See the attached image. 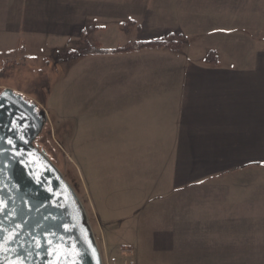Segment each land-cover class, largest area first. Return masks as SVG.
Segmentation results:
<instances>
[{
  "label": "crops",
  "instance_id": "0c3cea01",
  "mask_svg": "<svg viewBox=\"0 0 264 264\" xmlns=\"http://www.w3.org/2000/svg\"><path fill=\"white\" fill-rule=\"evenodd\" d=\"M201 9L196 0H5V38L58 50L73 40L107 49L181 40L179 50L72 60L82 78L76 132L107 144L99 185L129 205L148 200L143 215L153 193L163 197L160 220H129L135 260L264 264V0H226L208 25Z\"/></svg>",
  "mask_w": 264,
  "mask_h": 264
},
{
  "label": "rangeland",
  "instance_id": "374dc122",
  "mask_svg": "<svg viewBox=\"0 0 264 264\" xmlns=\"http://www.w3.org/2000/svg\"><path fill=\"white\" fill-rule=\"evenodd\" d=\"M196 3L202 7V23L208 25L210 8L224 12L226 0H196ZM7 39L5 0H0V91L11 88L46 110L47 119L34 144L45 152L74 189L91 226L102 264L134 261L149 264L146 256H141L139 262L135 260L137 256L132 253L135 241L127 237L131 229L129 220L138 213L143 215L148 200L143 198L137 205H129L117 190H106L105 186L99 185L98 177L105 176L97 175L103 162L98 159V154L100 151L104 154L107 144L99 143L97 138H80V133L76 132L81 123V63L72 65L69 54L84 45L73 40L58 50L45 45L14 46L15 40L11 44ZM112 141L113 138L110 140L111 152ZM105 161L112 166V159ZM153 194L149 200L153 203L148 204L146 214L160 220L166 206L161 194ZM115 199L121 206L116 205ZM156 226L149 230H155Z\"/></svg>",
  "mask_w": 264,
  "mask_h": 264
},
{
  "label": "water",
  "instance_id": "95a60500",
  "mask_svg": "<svg viewBox=\"0 0 264 264\" xmlns=\"http://www.w3.org/2000/svg\"><path fill=\"white\" fill-rule=\"evenodd\" d=\"M46 110L0 91V264H102L74 189L34 143Z\"/></svg>",
  "mask_w": 264,
  "mask_h": 264
},
{
  "label": "trees",
  "instance_id": "16d2710c",
  "mask_svg": "<svg viewBox=\"0 0 264 264\" xmlns=\"http://www.w3.org/2000/svg\"><path fill=\"white\" fill-rule=\"evenodd\" d=\"M84 47L77 51L70 52V57L77 60L84 55L90 54H115V53H130L141 51L145 49H161L179 50L182 47V41L176 39H162V40H135L128 41L125 44L116 46L115 48H103L98 42L90 44L86 40H82ZM36 142V141H35Z\"/></svg>",
  "mask_w": 264,
  "mask_h": 264
},
{
  "label": "built area",
  "instance_id": "2783aa9c",
  "mask_svg": "<svg viewBox=\"0 0 264 264\" xmlns=\"http://www.w3.org/2000/svg\"><path fill=\"white\" fill-rule=\"evenodd\" d=\"M128 264H134V263H132V262H129Z\"/></svg>",
  "mask_w": 264,
  "mask_h": 264
}]
</instances>
